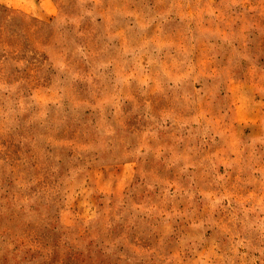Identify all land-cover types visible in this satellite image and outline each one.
Masks as SVG:
<instances>
[{"label":"rangeland","instance_id":"1","mask_svg":"<svg viewBox=\"0 0 264 264\" xmlns=\"http://www.w3.org/2000/svg\"><path fill=\"white\" fill-rule=\"evenodd\" d=\"M0 82L17 86L0 107L24 102L37 129L0 132V230L16 233V264H264V0H3ZM65 104L120 128L70 207L55 200L59 162L92 141L59 132ZM49 117L52 134L39 130ZM37 191L44 203L21 217Z\"/></svg>","mask_w":264,"mask_h":264},{"label":"clouds","instance_id":"2","mask_svg":"<svg viewBox=\"0 0 264 264\" xmlns=\"http://www.w3.org/2000/svg\"><path fill=\"white\" fill-rule=\"evenodd\" d=\"M3 2V0H0ZM25 4L30 6H34L35 0H23ZM40 7L44 8L50 3V0H39ZM233 2L246 3L247 0H233ZM33 15H37V13H33ZM40 17L43 16V13L39 14ZM140 84V95H145L144 85L145 80L142 78V74L133 77ZM127 84V80L122 81ZM180 80L174 81V85H178ZM17 90V86L13 85L11 87H7L5 84L0 82V92H8L10 95L15 94ZM4 99L7 104V110L4 107H0V132H4L11 136H16L25 131L27 129L28 133L36 135L37 129L35 124L28 120L25 116L27 112V107L24 102H18L14 100H9L8 98ZM195 100H190L189 103H195ZM120 101L116 102V115H119L120 109L118 107ZM101 104L105 107L113 106L112 99H104L101 101ZM14 105H16L14 107ZM59 107V111L67 117V124H64L63 127L59 128V132L62 133L64 128L71 126L72 130H80L85 136L91 139V143L87 146V148L80 153H77L75 157H72L68 153L62 154V160L59 162V168L62 174H67V180L63 182L64 186H57L55 189V200L60 201L61 207L63 206H71L73 200L76 197H84L88 198L92 194L91 187L85 185L83 179H78L80 176L86 177V169L89 165H103V163L107 160L106 149L110 144L114 142L117 137V134L120 132V128L118 126V122L113 117L111 122L105 121L101 118L100 121L97 122H86V118L81 114L79 118L76 119L74 117V109L69 105L65 104L64 106ZM255 103H250L249 106L245 107V111H253L255 109ZM225 116H228L230 120L235 119V113L231 116L228 113H225ZM19 117V119H17ZM31 124L32 127H28ZM40 131L46 130L48 134H52L57 130V123L52 120L51 117L47 121L42 122V127L39 129ZM55 153V150H53ZM132 155H138L139 151L135 153H131ZM58 178V177H57ZM218 180H223V177H219ZM38 188V186H37ZM45 194L37 191L36 194L32 197V199L24 202L23 210L20 212L21 217L28 215L32 216V212L30 211L31 206H35L39 208V206L44 203ZM219 203V200L216 201ZM19 208L20 205H17ZM55 207V205H54ZM89 207H91L89 205ZM264 211V209H261ZM96 219L95 216H90L89 221ZM13 229L15 226H12ZM199 227V225H196ZM243 244V241L240 242ZM18 244L19 241L16 239V233L13 232H4L0 230V264H16V259L18 256ZM64 246L71 247V242L68 239H64ZM59 249L54 247V254L58 252ZM79 251H85V249H79ZM39 264H50L49 261L41 260Z\"/></svg>","mask_w":264,"mask_h":264}]
</instances>
